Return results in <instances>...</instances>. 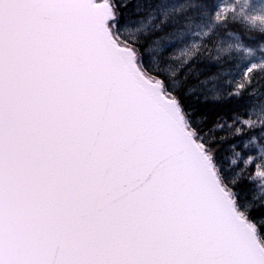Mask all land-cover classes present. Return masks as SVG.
Instances as JSON below:
<instances>
[{"label": "snow or ice", "instance_id": "1", "mask_svg": "<svg viewBox=\"0 0 264 264\" xmlns=\"http://www.w3.org/2000/svg\"><path fill=\"white\" fill-rule=\"evenodd\" d=\"M0 264H264V0H0Z\"/></svg>", "mask_w": 264, "mask_h": 264}, {"label": "trees", "instance_id": "2", "mask_svg": "<svg viewBox=\"0 0 264 264\" xmlns=\"http://www.w3.org/2000/svg\"><path fill=\"white\" fill-rule=\"evenodd\" d=\"M215 120H216V116L209 113L207 122L203 125V129L207 133V135L209 137L215 136L218 138V137L223 136L226 133H228L229 130L227 128H225L223 131L214 128L213 125L215 123ZM224 155H225V165L227 166V164H228L227 157H228L229 153L225 152ZM237 171H238V169H237Z\"/></svg>", "mask_w": 264, "mask_h": 264}]
</instances>
